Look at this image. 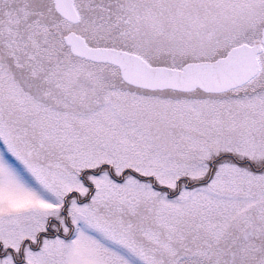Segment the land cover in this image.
<instances>
[{
  "label": "snow or ice",
  "instance_id": "obj_1",
  "mask_svg": "<svg viewBox=\"0 0 264 264\" xmlns=\"http://www.w3.org/2000/svg\"><path fill=\"white\" fill-rule=\"evenodd\" d=\"M0 264H264V0H0Z\"/></svg>",
  "mask_w": 264,
  "mask_h": 264
}]
</instances>
